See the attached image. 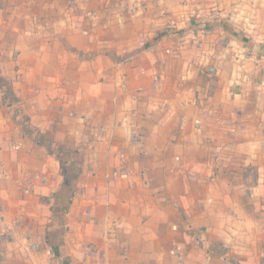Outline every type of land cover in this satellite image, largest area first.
<instances>
[{
	"label": "crops",
	"instance_id": "obj_1",
	"mask_svg": "<svg viewBox=\"0 0 264 264\" xmlns=\"http://www.w3.org/2000/svg\"><path fill=\"white\" fill-rule=\"evenodd\" d=\"M0 264H264V0H0Z\"/></svg>",
	"mask_w": 264,
	"mask_h": 264
},
{
	"label": "trees",
	"instance_id": "obj_2",
	"mask_svg": "<svg viewBox=\"0 0 264 264\" xmlns=\"http://www.w3.org/2000/svg\"><path fill=\"white\" fill-rule=\"evenodd\" d=\"M49 148L51 151L54 153V155L59 159L62 167V171L64 173V179L66 180L67 184H70V181L75 180L76 177L79 175L81 172V167L75 165V164H70L65 161H63L64 156H66L69 152L66 150H63L60 145L54 143L53 141L48 142ZM71 189V185H70ZM73 195V190L71 192ZM54 253H56L54 251Z\"/></svg>",
	"mask_w": 264,
	"mask_h": 264
},
{
	"label": "built area",
	"instance_id": "obj_3",
	"mask_svg": "<svg viewBox=\"0 0 264 264\" xmlns=\"http://www.w3.org/2000/svg\"><path fill=\"white\" fill-rule=\"evenodd\" d=\"M212 71V70H211Z\"/></svg>",
	"mask_w": 264,
	"mask_h": 264
}]
</instances>
